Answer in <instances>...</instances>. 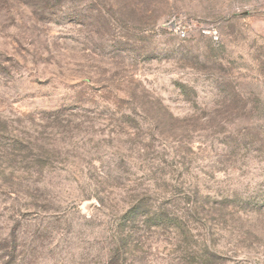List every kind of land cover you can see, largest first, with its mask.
I'll list each match as a JSON object with an SVG mask.
<instances>
[{"label": "rangeland", "instance_id": "1", "mask_svg": "<svg viewBox=\"0 0 264 264\" xmlns=\"http://www.w3.org/2000/svg\"><path fill=\"white\" fill-rule=\"evenodd\" d=\"M0 264H264V0H0Z\"/></svg>", "mask_w": 264, "mask_h": 264}]
</instances>
